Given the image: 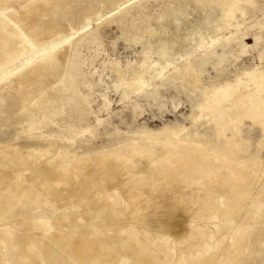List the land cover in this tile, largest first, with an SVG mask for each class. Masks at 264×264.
Wrapping results in <instances>:
<instances>
[{"label":"rangeland","instance_id":"374dc122","mask_svg":"<svg viewBox=\"0 0 264 264\" xmlns=\"http://www.w3.org/2000/svg\"><path fill=\"white\" fill-rule=\"evenodd\" d=\"M33 1L5 0L11 13H19L17 25L31 44L27 54L0 71V159L14 169L24 168L43 192L65 202L33 196L20 207L33 204L28 216L54 222L55 215L63 217L59 208L65 204L73 215L71 222L58 225L64 226L63 233L79 217L84 219L82 232L110 227L108 236L104 230L90 239L111 243L116 264H143L137 253L162 242L175 249L174 260L162 254L152 264H201L204 257L198 256L215 247L228 227L236 233L233 244L229 237L224 243L234 263L223 264H264V175L262 183L249 175L264 164V91L255 92L249 80L264 72V0H57L51 5L38 0L28 11L25 7ZM144 71L147 84L134 93ZM210 97L215 105L202 112ZM177 138L229 153L232 160L216 170L217 182L195 192L199 207L206 203L212 216L204 221L198 220L202 215L193 216L196 211L183 216L174 227L178 237L157 227L158 216L143 212L130 218L132 206L124 196L132 187L113 159V154L140 147L160 157ZM17 151L20 161L13 155ZM189 158L196 161L194 152ZM208 158L216 169L224 162L219 155ZM135 163L133 176L154 177L145 162ZM228 165L236 176L243 175L236 185ZM179 177L183 181L187 175ZM165 183L146 182L140 202L163 198L161 213H173L177 204L171 198L179 184L164 189L163 197ZM241 193L249 204L219 233L216 217L225 221ZM15 195L19 193L7 191L4 198L9 202ZM80 210L85 216H79ZM10 213L19 219L17 211ZM116 215L124 221L111 222ZM195 222L205 232L195 230ZM132 226L142 233H133ZM121 227L126 229L115 231ZM13 228L14 241L0 238V264L79 263L70 258L72 246L50 239L46 227L23 222ZM30 237L48 239V248L33 253ZM22 248L30 253L23 259ZM84 258L82 264H89L90 256Z\"/></svg>","mask_w":264,"mask_h":264},{"label":"bare ground","instance_id":"6f19581e","mask_svg":"<svg viewBox=\"0 0 264 264\" xmlns=\"http://www.w3.org/2000/svg\"><path fill=\"white\" fill-rule=\"evenodd\" d=\"M10 1L12 0H8V3ZM35 1L38 0H34L31 4H28L25 8H27L28 11H32V6L34 5ZM41 1L47 5H51L53 2L57 0H41ZM6 3L7 2H5V0H3V2L0 1V71L4 65H7L12 61H17L25 54H27L28 46L31 44L30 41L26 38V35H28L26 31H22L21 27L17 25L19 13L17 12L11 13L10 7ZM24 25L26 28L27 23H25ZM158 33L159 32H157V35ZM159 35L158 38H160ZM54 39L55 38H52L48 40V42H51ZM16 40H20L19 44L15 42ZM216 40H217L216 38L212 39V43ZM35 41L40 42L39 39H36ZM145 75L146 73L144 71L142 78L134 87L133 90L134 93L140 91L147 84L144 77ZM249 80L255 83L256 86V88H254L255 92L264 91V72L261 73L260 77H252ZM237 96H239L238 93ZM234 100L235 99H233V101ZM249 100L251 99L249 98ZM209 101H210L209 105L202 107V112H205L210 107V105L212 106L215 105L214 98L210 97ZM260 108L264 109V102L260 103ZM193 152L196 155V161L191 160V158H189V155H191ZM209 154L219 155L224 162L221 163L217 167V169L214 168V166L210 162V159L208 158ZM13 155L18 161L23 159V156L18 151L15 152ZM113 159L116 161L117 166L120 168L122 174L126 176L127 184H131L132 187L130 192L124 196V198L132 206L131 214L129 215L130 218H133L135 216H138V214L146 212L147 214L158 216L156 217L158 220L157 224L155 223L157 227L168 228L172 232H174V227H177L179 220L183 216L186 215L189 216V214H192L194 211H196V213L193 216L202 215L204 217L200 219L198 218V220L204 221L203 219H207V216H212V215H207L206 210L208 209V206L206 205V203H204V206L199 207V205L202 203H199L200 200L198 201L196 199L195 192L196 191L202 192L201 190H203L202 188H205L204 185L205 183L211 184L217 182L216 174H215L216 170H221L223 168V165L225 166L226 163L232 161L229 156V153H219V151L217 150L209 151L205 146L199 143L183 142L180 140V138H177V141L174 143L171 149H168L166 147L164 149V154L160 155V157H157L152 150H147L145 147H140L135 150L131 149L130 151H125L124 153L121 154L120 153L113 154ZM136 160L145 162L147 168L151 170L152 176L154 177L152 178V177H145L140 175L136 177L133 176L134 172L137 171V165L135 163ZM256 163H258V161H255L254 165H256ZM226 168L229 170L230 174L234 176L230 179V181H232L235 185L237 184L238 181L243 180V178L241 177L243 175L236 176L235 168L229 165ZM194 170H197V172L194 173L193 172ZM44 171L45 170L43 169V172ZM159 172L163 174L162 179L155 177V175H157ZM180 173L187 175V177L184 178L183 181H181L182 179H180L179 177ZM249 175H254L256 177V180L260 181L261 180L260 178H262L261 176L264 175V164L262 166V169L260 170H256L253 167ZM146 182L153 183L155 186L157 184L159 185V183L167 182V184L165 183L164 186L165 188L163 189L160 188L161 189L160 193H162L163 197L165 191L164 189L170 188L172 185H175L176 183L179 184V188L176 191H174L173 197L171 198V201L177 204V208H173L175 209L173 210V213L172 212L167 213V210L166 212L163 211L164 213H161L162 209L165 208V204H163L162 202L163 198H161V200L160 199L158 200L153 196H150V197H145L144 201L140 202V200L143 198V192L141 187L147 185ZM39 183H40L39 180L34 179L30 174H27L24 168L14 169L0 159V238H2V240L6 238L7 239L12 238L13 240L15 236V231L17 230L13 228V225L24 222L36 226L38 228L46 227L47 232L52 234V237L50 239H54L56 241L59 240L62 246H64V244L72 246V253L70 258L72 259L75 258V260L79 262V263L76 262L78 264L80 263L82 264L85 262L84 256L86 254L90 256L89 264H110V263L116 264L114 262L116 260L114 254L115 250H113V246L111 243H109L106 240L100 243V241L96 240L97 238L95 240L90 239V235L96 234L100 231L104 232V230L107 232V236H108L109 230H111L110 227L103 228V227L93 226L92 228L89 229L88 233L82 232L80 231V228H82V226H80L79 224L83 222L84 219L82 217H79L78 219L75 220L77 221L78 225H76L77 223L72 224L70 230H66V232L63 233L62 231L64 229L62 227L64 226H58V225L68 224L69 222H71L72 220L71 218L73 215L69 207H67L65 204L63 205V207L59 208V210L63 214V217L59 218V216L55 215L54 222H52V220L48 219L47 217L36 219L33 218L32 216H28L30 214L31 208L33 207V204H26L25 207L22 208L20 207V202L23 199L26 198L29 199L33 196H36V199L38 198L45 199V201L47 202H55V203L61 201L65 202V200L61 196H55L43 192V190L39 188ZM260 183L262 182L260 181ZM105 189L108 190L107 187H105ZM7 191H13L14 193H19L20 198H18L19 195H15L13 199H9V202H7V200L4 198V195L6 194ZM153 192H157V191L153 190ZM245 197L246 194L244 193H241L238 196L235 204L229 207L231 214L227 219L225 218L226 219L225 221L224 219H218L216 217V220L220 222L219 225L217 226L219 233L222 232V230L225 228V226H227L229 222L231 223L235 219L237 210L246 207L248 202L244 203L243 199H245ZM201 201L203 202L205 201V199H201ZM224 202L225 200L224 198H222L220 203L224 204ZM72 206L75 207L76 204L75 205L73 204ZM40 207L42 206H39L38 208L41 209ZM13 210L19 213L18 220H13V218H11L10 212ZM79 216H85V211L80 210ZM118 216L119 215L114 216L111 222L120 224L122 221H124V219H121ZM93 220H95V218H93ZM183 221H185L184 218ZM195 225H196L194 226L195 230L199 229L201 233L205 232V230L197 223ZM160 228H158V230ZM120 229L125 230L126 228L121 227L119 229H116L115 231H120ZM129 229L133 233H136L137 235L142 233L141 231L140 232L138 231L137 233L136 229L138 228L135 229L133 226L130 227ZM147 229L149 231V228ZM178 233L179 232H174L173 234L174 236H177ZM229 234H231V236ZM235 234L236 233L234 232V228L228 227L226 232H224L223 238L217 241L215 247L214 245L213 247L208 246L205 249V251L198 256L199 259L204 257L201 260V264L202 263L223 264L226 261H228V263H234L232 260L229 259V256H227L228 255L227 252L230 247H225L224 243L227 241L226 238L229 237L231 242L230 244H233ZM140 238H141V243H145L147 240L145 239V237H140ZM49 243L50 242L48 239L39 238V237H30L28 240V249H31L33 253H38L48 248ZM173 243L175 244L176 242ZM15 245L20 246L18 243H15ZM153 246L154 247L151 248V251H149L148 253L146 252L137 253L138 255L137 258H139L138 262L144 261L143 264H152L150 260L158 256H161L162 254L166 256L169 262L171 263L173 262L176 252L173 247H172L173 249L168 248L169 245L166 242L164 243L162 242L161 244L154 243ZM21 252H22L21 254H23L24 256L22 257V259L25 258V256L28 257V255L30 254L28 253V255H26L28 251L24 248L21 249ZM22 259L20 260V262H22Z\"/></svg>","mask_w":264,"mask_h":264}]
</instances>
